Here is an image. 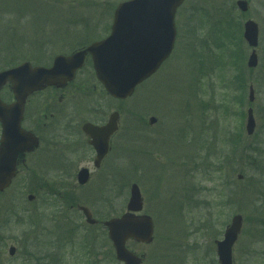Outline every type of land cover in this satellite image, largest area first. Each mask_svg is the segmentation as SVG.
<instances>
[{
    "label": "rangeland",
    "instance_id": "374dc122",
    "mask_svg": "<svg viewBox=\"0 0 264 264\" xmlns=\"http://www.w3.org/2000/svg\"><path fill=\"white\" fill-rule=\"evenodd\" d=\"M122 1L0 0V70L27 60L41 63L43 57L41 64L47 65L57 54L70 53L85 42L80 38L90 43L106 37ZM248 1V12L241 13L237 0H186L176 15L178 34L170 58L133 96L116 101L99 83L91 87L90 97L103 115L114 110L121 114L126 162L105 164V175H93L84 186H79L76 174L94 165L64 164L70 175L64 187H71L79 203L91 205L96 218L106 219L126 211L130 186L136 182L144 197L143 213L155 222L152 244L130 242L133 250L145 254L144 264H219L215 241L223 238L235 214L244 217L233 248L236 264H264V0ZM247 19L260 28L256 68L247 66L252 51L242 36ZM231 52H236V65L248 82L243 97L235 83L227 84L236 73L233 64L225 63H234ZM251 83L253 103L248 101ZM2 95L8 97V88ZM249 106L257 122L251 136L245 129ZM152 116L155 124L149 121ZM254 164L263 168L255 169ZM29 168L36 175L22 168L0 196V209L38 212L46 204L47 213H53L55 206H49L56 202L54 164ZM30 193L37 196L33 203L27 200ZM72 215L78 217L72 224L82 227L74 233L72 247L62 251L61 264H91L90 244L105 245L106 233L101 227H84L79 213ZM24 231L13 224L0 229V264H25L30 251L29 257H39L38 247H27V242L20 247L17 242ZM14 244L18 250L11 258L9 247Z\"/></svg>",
    "mask_w": 264,
    "mask_h": 264
},
{
    "label": "water",
    "instance_id": "95a60500",
    "mask_svg": "<svg viewBox=\"0 0 264 264\" xmlns=\"http://www.w3.org/2000/svg\"><path fill=\"white\" fill-rule=\"evenodd\" d=\"M185 0H127L121 2L114 14L111 34L87 49L72 55H58L51 67L32 66L30 62L0 72V90L9 81L16 101L4 103L0 98V121L2 123V140L0 144V191L12 183L17 173L16 162L19 156L33 151L38 146V139L21 127L24 105L27 97L48 86L64 87L73 80L78 68L82 67L86 53L92 54L97 78L112 96L125 99L132 96L136 87L151 77L170 57L176 42V13ZM237 6L247 12V0H238ZM244 38L253 48L248 67L258 66L259 57L256 47L259 44V27L253 20L244 24ZM255 100V89L249 87V101ZM119 113L110 115L108 123L96 126L86 123L85 132L92 138V145L101 159L107 152L108 140L118 128ZM157 121L150 118V123ZM256 129L254 110L247 111L246 131L252 135ZM99 166L100 164H95ZM89 170L83 168L78 172L80 184L88 182ZM29 199H34L33 195ZM144 199L138 184L130 188L127 212L120 217H113L105 222L109 237L115 248L117 259L124 264H142L144 256L131 250L127 242L150 244L154 240V222L150 215L139 214L143 210ZM87 221L96 223L86 207ZM243 225V216L234 215L227 226L224 239L218 240L217 253L220 264H235L233 246L237 241ZM15 248H10V254Z\"/></svg>",
    "mask_w": 264,
    "mask_h": 264
},
{
    "label": "flooded vegetation",
    "instance_id": "af4514ba",
    "mask_svg": "<svg viewBox=\"0 0 264 264\" xmlns=\"http://www.w3.org/2000/svg\"><path fill=\"white\" fill-rule=\"evenodd\" d=\"M86 46L87 44H82L71 53ZM95 82L101 86L96 79L91 57L87 54L84 66L78 70L75 79L66 87H48L30 95L26 100L21 126L36 136L38 146L24 156H19L16 162L18 164L17 173L12 184L22 168L33 173L29 164H54L56 194L53 197L56 198V202L49 208L55 206V210L53 213H47L46 204L38 208V212L31 208L18 211L0 209V229L10 224L24 228L25 231L17 236L16 239L19 240L17 242H20V247L22 243L26 244V242L27 247L31 245L38 247L40 249L38 252L40 264H61L62 251L70 245L72 247L74 233L82 227V225L72 224L77 217L72 214L79 213L85 219L82 206L88 208L93 217L97 219L96 224H83L84 227H101V230L108 234L104 225L106 219L96 218L92 206L79 203L76 193L71 187L65 188L63 182L64 179H69L67 176H70L67 174L64 164H100L99 167L94 166V168L86 166L89 168L91 179L95 174L98 176L104 174L105 164H125L126 162V134L121 114L118 119V129L110 136L107 152L101 159L98 158V152L91 143L92 138L83 129L86 123L104 126L109 121L110 114L107 117L106 114L103 115L99 107H95L90 97L91 87ZM7 88L9 90V84L4 86L1 96L5 102L12 103L15 98L10 90L7 98L2 95ZM2 133L0 122V144ZM36 173L38 174V172ZM29 179L30 176L27 180ZM43 182H46V178H43ZM4 192H0V196H3ZM29 195H33L34 199L30 200ZM36 198L37 196L33 193L27 196L29 203H33ZM10 247H15L14 255L10 256L14 258L18 245L14 244ZM30 253L31 251L26 252V257L24 256L25 264L28 262ZM68 255L72 257V252L68 251ZM98 257L102 258V255L100 254Z\"/></svg>",
    "mask_w": 264,
    "mask_h": 264
},
{
    "label": "trees",
    "instance_id": "16d2710c",
    "mask_svg": "<svg viewBox=\"0 0 264 264\" xmlns=\"http://www.w3.org/2000/svg\"><path fill=\"white\" fill-rule=\"evenodd\" d=\"M240 31H241V28H240ZM223 46L224 45H222V47ZM237 49L238 50L240 49V44L237 45ZM231 53L232 54H230V57L231 58L234 57V63L230 59L225 61V63L228 64L230 62L231 64H233V66H234L233 68L236 69V73L235 74L233 73L231 75V77L227 81V84L229 83V85H231V84L235 83V88L240 92V95L243 97V94L247 90L248 82H247V80H245L243 78L244 74H243L240 66H238V64L236 65V62H235V55H237L236 52H231ZM202 59H203V57H202ZM203 64H204V62L202 61L201 70H202V67H205ZM216 64H220V63L217 62ZM232 99L235 101H238V98L236 96L235 97L233 96ZM239 100H240L239 103H242L241 97ZM255 166H256V164H254V166H253L255 169L263 168V164H262V167H255ZM91 245H93V258L91 260V264H119V262H117V260H116V256H115V253H114V250H113L111 243L106 241L105 245H102L99 249L96 247L95 242L92 243ZM97 250H101V255H102L101 259H99V257H98L99 253L96 252Z\"/></svg>",
    "mask_w": 264,
    "mask_h": 264
}]
</instances>
